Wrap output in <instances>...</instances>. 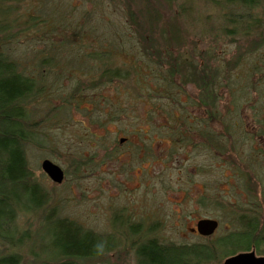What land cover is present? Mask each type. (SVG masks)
Instances as JSON below:
<instances>
[{"label":"rangeland","instance_id":"1","mask_svg":"<svg viewBox=\"0 0 264 264\" xmlns=\"http://www.w3.org/2000/svg\"><path fill=\"white\" fill-rule=\"evenodd\" d=\"M31 1L46 16V25L54 28V41L18 38V32L25 28L12 23L14 17L19 22L23 20L18 18V0H10L0 2L14 10L9 17L11 26L0 30V51L17 63L18 59L25 62L26 68L32 65L35 69L41 52L51 50L49 45L53 43L61 45L51 50L59 52L57 77L50 73L46 78L49 91L45 90L46 96L31 105L41 124L38 144L27 146L28 163L34 177L52 196L53 208L60 218L74 220L106 240L99 244L100 250L112 246L93 264H138L135 246L139 236L131 234L123 218L130 213V207L142 206L148 200L146 209L157 211L151 229L161 234H143L144 244L156 240L164 245L211 249L227 234L237 231L242 222L257 220L264 228V3L263 8L246 11L239 5H227L226 0H171L167 2L169 8L163 5L158 10L172 24L157 28L153 33L155 46L148 47L147 37L131 24L126 8L111 7L106 0ZM158 1L161 2L154 0ZM133 2L138 11L148 0ZM25 8L22 6L23 12ZM186 18L190 19L185 21ZM176 19H183L184 25ZM257 24L261 30L254 31ZM175 34L179 41H175ZM99 45L103 52L98 57L108 61L105 69L122 72L111 81L99 74L102 61L84 58ZM181 62H185L183 70L178 65L180 71L174 74L171 66ZM210 66L222 77H217L213 85L214 120L221 124L214 127L215 134L222 129L232 136L236 146H241L242 155L236 165L222 167L218 150L206 157L191 147L179 149L175 143L171 144L173 148H164L165 141L153 142L154 147L149 148L152 155L146 160L138 146H134L138 153H132L127 146L118 147V156L110 152L117 149L120 136L148 131L151 139L162 138L159 128L167 131L162 120L174 119L178 114L188 119L195 116L194 98L200 92L187 77L197 70L207 71ZM149 119L150 125L146 122ZM261 132L263 138L259 140L256 136ZM150 145L147 142L145 146ZM45 161L63 171L61 184L44 173ZM224 168L230 170L224 173ZM180 169L185 177L179 174ZM230 176L232 184L228 183ZM167 200L182 201V206L174 207ZM116 216H122L119 222ZM20 217L16 225L22 234H14L18 247L11 248L3 241L0 256L16 252L22 264H35L32 252L40 260L51 257L52 250H56L52 228L30 214ZM196 217L220 222L212 242L192 234H175L189 231ZM260 250L264 253V247ZM225 258L200 264H224Z\"/></svg>","mask_w":264,"mask_h":264},{"label":"trees","instance_id":"2","mask_svg":"<svg viewBox=\"0 0 264 264\" xmlns=\"http://www.w3.org/2000/svg\"><path fill=\"white\" fill-rule=\"evenodd\" d=\"M7 1L10 0H0L3 4H6ZM106 1L110 3L109 6L111 7H123L124 10L126 8V14L131 24L138 28L141 36L145 34V38L147 37L148 47L155 46L154 42L157 39L154 38L153 33L158 31L157 28L164 29L167 27L164 23L172 24L171 21H168L166 14H161L158 10L164 8L163 5L169 8L170 6H168L167 2L169 3L171 0H161L158 3L154 2V0H148V3L139 8L138 11H135L133 0ZM25 3L26 0L25 2L18 0V18L21 17L23 22L12 21L14 25L18 24L19 28L21 26L25 28L24 31L18 32V38L22 37L21 39L27 41L51 39L53 42L56 37V35H53L54 28L51 29L52 26L46 25L44 13L33 7L31 0H27L26 5ZM261 3H264V0H226L227 5H239L246 11L263 8ZM22 6H26L24 12L22 11ZM3 8L5 7L0 5V11H4L1 14L5 16V19H0V30H5L8 25L11 26L8 18L14 13V10L12 12L10 8ZM36 13L37 15H35ZM35 17L38 18V21H35ZM243 18H246V15ZM189 19L186 18L184 20L188 21ZM184 20L176 19V22H182L184 25ZM260 27L261 25L257 24L254 31L261 30ZM44 30L46 32L40 35V32ZM171 32L172 29H169L168 37L170 40L172 39ZM174 37L175 41H179V36L175 34ZM21 39L18 41H22ZM103 40L111 42L110 40ZM66 46V44L63 45L64 48ZM101 46H97L93 53H87L83 57L93 58L99 63L102 61L103 70L99 74H102L101 77L110 78L111 81L113 77L116 78L122 72L118 70L112 71L108 67V69H105L108 61L104 62L98 57L103 52ZM49 48L51 50L59 49L61 45L53 43V45H49ZM51 50L41 52L40 64L38 62L34 63L35 69L32 65L26 68L25 62L18 59L17 63L0 51V243L5 241L11 245V248H17L19 241L14 236L22 233L17 230L16 223L20 220L21 215L30 214L41 218L42 225L50 226L52 235L56 240L54 243L56 250H52L53 254L51 257L40 260V257L32 252L35 264H93L102 254L105 255L104 253L108 252L107 250L111 249L112 246L108 247V249L100 250L99 244L106 240L95 236L92 231L86 230L83 225L74 220L60 218L56 214V209L53 208L52 196L34 177V173L28 163L27 146L35 142V144H38L37 137L39 134L37 130L41 124V121L34 116L36 114H33L31 105L46 96V91H49L46 78L52 75L50 73H53V76L58 74L56 67L59 63L56 55L59 52H51ZM106 55L108 57L110 53H106ZM181 63L171 66L174 74L179 73L180 67L182 69L185 65V62ZM37 64L39 68H37ZM62 72L65 73V71ZM74 73L76 72L73 71L72 75H75ZM242 225L246 229L241 234L248 235L242 238L241 247H243V250L248 251L253 242L258 240L255 234H263L261 232H264V228L259 225L257 220L249 221V223L242 222ZM7 234L13 235L10 237ZM23 234L28 233L24 232ZM26 236L29 237L28 235ZM234 240L236 239L231 238V243ZM221 241L215 247L207 249V247H199L197 245H164L156 240H151L147 245L141 247L139 252L137 251L138 264H189L191 261H196V264H200L203 261L220 259L234 254L233 251L230 252L226 248L228 245L226 240L223 239ZM0 264L22 263L18 253L12 252L11 254L0 256Z\"/></svg>","mask_w":264,"mask_h":264},{"label":"flooded vegetation","instance_id":"3","mask_svg":"<svg viewBox=\"0 0 264 264\" xmlns=\"http://www.w3.org/2000/svg\"><path fill=\"white\" fill-rule=\"evenodd\" d=\"M203 62H201V67L203 66ZM211 67V66H210ZM211 68H209L207 71L206 70H197V72L192 73V75H190L189 77L192 78H188L191 79L194 83V85L196 87H198V91L200 92V94L196 93L198 98H194V101H196V105H195V109L197 110V113L195 114V116H192L191 118H183L182 114H178L174 117V119H166V120H162V126L163 128H167L166 130H163L162 128H159L160 130V135L162 138H150L149 135H147L148 131H135V134H139V135H135V136H120L119 137V142H116V148L117 149H112L110 152H112L113 154H115L116 156H118L121 151L118 149V147L120 148V146H127V149H129L130 151H132V153H142L143 159H147L150 158L152 153L150 151L149 148L154 147V144H152L153 142H160V141H165L164 143V148L168 147V148H173V146L171 147L172 143H175V145H177V148L182 149V148H193L194 152H196V154H202L203 156L209 157L215 155V151H217V154L219 155V158L221 160V163L223 164L222 167H224V165L232 167V165H236V161L239 160L240 156L242 155V153L240 151L241 150V146L235 145V140H232V136L228 135L226 132H223L224 130L221 129V133L220 134H215V128L214 127H218L221 124H215V120H214V108H213V90H214V84H215V80L217 79V77L222 78L221 76H219V72H216L215 70H211ZM148 125H150V119L146 121ZM235 125L237 126L238 124L235 123ZM260 131H262L259 128ZM216 136H222L221 138H218ZM257 139L261 140L262 137V132ZM135 141L137 142V144H135ZM149 142V144H151L150 146H145L146 143ZM256 142V140H255ZM166 144H168V146H166ZM134 146H138L140 147V149H138V152L136 151ZM148 148V149H146ZM235 148H237V151H235ZM129 152V151H127ZM130 153V152H129ZM173 153V151L171 152V154ZM177 153V152H175ZM166 159L167 161H169L168 159H170V157L168 155H166ZM166 159L164 158V161L166 162ZM238 163V162H237ZM239 164V163H238ZM241 168V166H239ZM146 172V175H150V171H148L147 169H143ZM207 170V169H206ZM224 173L228 172L227 170H230V168L228 169H223ZM196 172H198V170H195ZM238 171L240 172V169H238ZM242 173V171H241ZM179 174L182 175L183 177H185V173L183 172V170L181 171V169L179 170ZM229 178V184L231 182V178H233V176L228 177ZM146 181V180H144ZM146 188H148L146 186ZM196 188V186H195ZM147 203H142V206L140 205L138 206H133L132 208L130 207V213L126 212V219L125 223L126 226L125 227H129L128 230L131 231V234H135V236H139L137 237V244L135 246L136 249V253L137 251L139 252V249L146 244H144V242L141 243V238L144 235H148V234H161L159 231H153L154 229H151V222H156V214L157 211H155V213H151V211H148L146 209L147 205H149L150 200L146 201ZM171 203L173 204L174 207H179L182 206V201L180 202L179 200H167V203ZM139 209V210H138ZM135 210H138L139 213H137ZM175 213H177V215L180 214V211H174ZM137 214V215H134ZM119 216H116V221L119 222L118 219ZM119 218H122V216H120ZM130 221H134V222H130ZM138 222V223H135ZM207 221H216L217 222V228L213 233H210L212 235L210 236H205L202 234H205L203 231H201L199 229V224L203 223V222H207ZM128 222V223H127ZM122 223V222H121ZM131 223V224H130ZM194 226L192 228H190L189 231H183V232H177L175 234H192L193 236H197L203 240H208L209 241H213V237L217 234L219 228H220V222L218 220L212 219V218H207V217H202V218H198L196 217V220L194 221ZM118 224V223H116ZM239 224V222H238ZM129 225V226H128ZM240 225V224H239ZM244 226L241 225L240 227L237 228V231L231 232L229 234L226 235V237H224V239L226 240V243L228 244L226 248H228V250L230 252H234V254L228 256L225 258H231L233 256H236L238 254L241 253H249V252H254L255 255L257 257H264V253L260 250L261 247H264V234H261L258 238V240L255 242H253L251 248L246 251L243 250V247H241V240L240 237H246L248 234H241L243 231H245V228H243ZM243 228V229H242ZM242 229V231H241ZM124 230V228L122 227V231ZM119 232H121L120 230H116V233L119 234ZM231 238H234L236 240H234L231 243ZM151 241V240H150ZM148 241V242H150ZM136 242V238L134 239V243ZM140 242V244H138ZM255 243V244H254ZM241 249V250H240ZM245 249V248H244ZM243 250V251H242ZM224 260V261H225Z\"/></svg>","mask_w":264,"mask_h":264},{"label":"water","instance_id":"4","mask_svg":"<svg viewBox=\"0 0 264 264\" xmlns=\"http://www.w3.org/2000/svg\"><path fill=\"white\" fill-rule=\"evenodd\" d=\"M44 173L55 183L61 184L64 180L63 171L50 161L42 164ZM217 228L216 221H207L199 224V229L205 236H210ZM224 264H264V257H257L254 252L241 253L225 260Z\"/></svg>","mask_w":264,"mask_h":264},{"label":"bare ground","instance_id":"5","mask_svg":"<svg viewBox=\"0 0 264 264\" xmlns=\"http://www.w3.org/2000/svg\"><path fill=\"white\" fill-rule=\"evenodd\" d=\"M1 19H5V16H0ZM11 18V17H10ZM9 19V18H8ZM10 20V19H9ZM13 20H17L16 17L13 18Z\"/></svg>","mask_w":264,"mask_h":264}]
</instances>
